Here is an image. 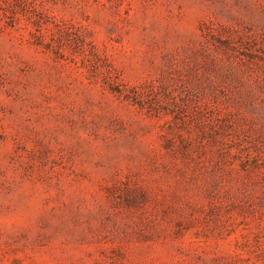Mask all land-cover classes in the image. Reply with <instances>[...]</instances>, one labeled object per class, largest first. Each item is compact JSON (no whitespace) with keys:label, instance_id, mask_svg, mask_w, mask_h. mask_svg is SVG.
Returning <instances> with one entry per match:
<instances>
[{"label":"rangeland","instance_id":"obj_1","mask_svg":"<svg viewBox=\"0 0 264 264\" xmlns=\"http://www.w3.org/2000/svg\"><path fill=\"white\" fill-rule=\"evenodd\" d=\"M0 264H264V0H0Z\"/></svg>","mask_w":264,"mask_h":264}]
</instances>
